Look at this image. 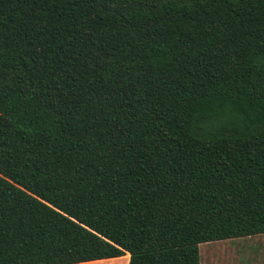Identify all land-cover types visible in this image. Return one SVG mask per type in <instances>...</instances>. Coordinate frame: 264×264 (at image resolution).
Wrapping results in <instances>:
<instances>
[{"label": "trees", "instance_id": "trees-1", "mask_svg": "<svg viewBox=\"0 0 264 264\" xmlns=\"http://www.w3.org/2000/svg\"><path fill=\"white\" fill-rule=\"evenodd\" d=\"M260 233L264 0H0V264Z\"/></svg>", "mask_w": 264, "mask_h": 264}, {"label": "rangeland", "instance_id": "rangeland-1", "mask_svg": "<svg viewBox=\"0 0 264 264\" xmlns=\"http://www.w3.org/2000/svg\"><path fill=\"white\" fill-rule=\"evenodd\" d=\"M199 264H263L264 233L198 244ZM128 255L84 264H126Z\"/></svg>", "mask_w": 264, "mask_h": 264}, {"label": "crops", "instance_id": "crops-1", "mask_svg": "<svg viewBox=\"0 0 264 264\" xmlns=\"http://www.w3.org/2000/svg\"><path fill=\"white\" fill-rule=\"evenodd\" d=\"M113 258H115V257H113ZM107 259H112V258H107ZM101 260H104V259H100V260H93V261H87V262H80V263H75V264L91 263V262H94V261H101Z\"/></svg>", "mask_w": 264, "mask_h": 264}]
</instances>
